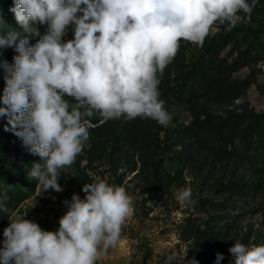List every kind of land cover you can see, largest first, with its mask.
I'll use <instances>...</instances> for the list:
<instances>
[{
	"label": "clouds",
	"instance_id": "9594fccd",
	"mask_svg": "<svg viewBox=\"0 0 264 264\" xmlns=\"http://www.w3.org/2000/svg\"><path fill=\"white\" fill-rule=\"evenodd\" d=\"M254 7L255 0H14L9 11L26 35L0 36V48L18 53L12 64L0 61V116L7 118L4 130L43 160L28 177L43 192L63 191L58 170L72 165L88 140L85 117L151 118L167 126L172 117L158 99L157 71L174 59L181 39L202 44L215 24L235 27L238 13L250 16ZM38 25H47L42 36ZM70 25L73 38L64 41ZM29 36L39 39L29 46ZM65 95L76 101L71 110ZM81 190L83 199L74 193L64 201L55 232L24 217L10 219L0 264H97L117 246L132 198L101 178ZM177 199L191 205V189H179ZM228 251L233 264H264V245L236 241ZM223 259L217 253L216 264Z\"/></svg>",
	"mask_w": 264,
	"mask_h": 264
},
{
	"label": "rangeland",
	"instance_id": "374dc122",
	"mask_svg": "<svg viewBox=\"0 0 264 264\" xmlns=\"http://www.w3.org/2000/svg\"><path fill=\"white\" fill-rule=\"evenodd\" d=\"M238 15L242 19L235 27L217 23L210 29V36L232 37L218 57H227V64L236 66L231 75L234 81H249L239 98L231 101L202 91L189 98L187 93L173 92V88H158V99L172 117L170 123L162 126L151 118L146 123L137 122L136 129L144 136L125 145L114 143L110 123L96 131L88 128L89 138L73 164L58 170L61 192H43L42 185L28 177L32 166L25 159L38 154L21 155L14 173L18 176L17 188L23 191L7 194L0 183V196L13 199L5 204L0 219V248L10 219L24 217L42 230L52 231L59 222L58 213L67 209L64 201H70L74 193L83 199V185L97 178L124 187L133 206L118 245L110 247L97 264H188L192 260L216 264L217 253L224 257L220 264H233L228 249L236 241L264 245V163L238 142L239 131L252 123L254 115L264 113V71L259 67L264 61V0H255L250 16L242 12ZM15 32L19 38L26 35L20 28ZM65 38H73L72 25ZM38 39L29 36V46ZM204 41L193 44L181 39L173 59L177 68L170 75L171 87L181 81L180 75L191 58L203 52ZM235 46L244 55L238 51L229 56ZM17 54L14 47L0 48V57L11 64ZM225 119L232 123L226 134H231L228 136L235 138V143L226 148L224 141L203 143L197 125ZM5 126L7 119L0 116V133L5 132ZM116 126L122 128L123 122ZM10 135L12 138L0 143V150L22 141L13 132ZM192 151L195 154L184 161ZM158 170L161 174H156ZM245 183H252L253 190L245 198H238L235 189ZM181 188L191 189V205L177 199ZM16 194L28 196L18 200Z\"/></svg>",
	"mask_w": 264,
	"mask_h": 264
},
{
	"label": "trees",
	"instance_id": "16d2710c",
	"mask_svg": "<svg viewBox=\"0 0 264 264\" xmlns=\"http://www.w3.org/2000/svg\"><path fill=\"white\" fill-rule=\"evenodd\" d=\"M13 6L14 0H0V36H7L10 31L15 32L17 28L22 29L17 23L14 13L9 11V9ZM38 28L41 36L47 31V25H38ZM253 38L254 37H251V39ZM231 39V35H225L223 37L210 36L209 31L208 35L204 39L203 52L199 54V56L191 58L188 65L186 66L187 69L180 75L182 77L181 81H179L177 84H174V87H171L172 79L170 75L172 70L177 68L175 61L172 59V61L163 69L162 72L159 70L157 71L156 78L159 82L157 88L165 91L173 88V92H179L182 94L187 93L189 98L198 95L199 92L202 91L204 94L213 93L224 99H229L231 101L236 100L243 93L249 81L247 79L234 81L231 75L236 66L234 65V67H231L232 64L228 65L226 59L227 57L225 59H219L218 57L219 53L227 48ZM238 51L239 53L241 52L240 55H244L245 53L235 46L229 52V56H232ZM0 61L6 60L0 57ZM0 74L2 76L0 77V97H2L5 87V73L2 68H0ZM64 99L69 103V110H71V106L76 101L74 98L66 95ZM0 107H5V105L0 102ZM5 119L7 118L5 117ZM85 119L88 121V128L94 131L106 128L110 123V127L112 130H114V143L119 145L128 144L134 141L137 137L144 136L141 135V132L136 129V123H146L147 121V118L139 117L134 120H127L123 117L105 120L98 113L91 117H85ZM227 120L228 119H225L220 123L211 125H205L203 122L199 123L197 125L198 130H200L198 135L200 136L203 143H206L209 140L221 142L224 141L225 148L229 143L234 144L235 138L228 136L231 134H226L232 124L231 122L227 123ZM120 122H123V126L122 128L118 129L116 125ZM10 133L11 131L1 132L0 143L12 138ZM239 135L238 142L243 146L244 150L251 149L253 152H255V155L257 158H259V161L264 163V113L254 115V120L252 123L246 127H243L239 131ZM23 154L26 156H30L31 154L28 148L24 146L23 141L17 142L15 146L9 147L8 149L0 150V183L4 184L2 185V188L5 190V192H7V194L15 192V190L19 188H17L16 183L18 176L14 172L17 167L16 160L19 159ZM194 154L195 151H192V154L187 155L183 160H188ZM31 158L32 160H29ZM29 159H25V162L28 160L26 163L29 165V167L33 166L34 163H43V160L40 156L33 157V155H31ZM156 174L161 173L158 170ZM235 190L236 196L238 198H245L246 193L253 190V184L245 183L238 185ZM17 191L20 192L23 190L18 189ZM17 195L18 194H16V196ZM27 196L28 194H21L18 195L17 199H24ZM9 199V196H0V219L5 211V204H9L13 201V199ZM66 211L67 209L58 213L59 220L66 213ZM213 220L214 219L212 218L211 221ZM58 229L59 222L52 232H55Z\"/></svg>",
	"mask_w": 264,
	"mask_h": 264
},
{
	"label": "built area",
	"instance_id": "2783aa9c",
	"mask_svg": "<svg viewBox=\"0 0 264 264\" xmlns=\"http://www.w3.org/2000/svg\"><path fill=\"white\" fill-rule=\"evenodd\" d=\"M65 36L62 38L64 40ZM66 39V38H65ZM263 71H264V68H263Z\"/></svg>",
	"mask_w": 264,
	"mask_h": 264
}]
</instances>
